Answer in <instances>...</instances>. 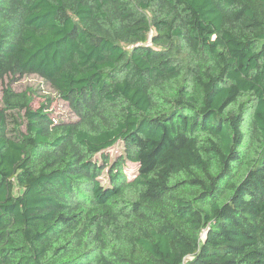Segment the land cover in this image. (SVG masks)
<instances>
[{
  "label": "trees",
  "instance_id": "trees-1",
  "mask_svg": "<svg viewBox=\"0 0 264 264\" xmlns=\"http://www.w3.org/2000/svg\"><path fill=\"white\" fill-rule=\"evenodd\" d=\"M0 264H264V0H0Z\"/></svg>",
  "mask_w": 264,
  "mask_h": 264
},
{
  "label": "rangeland",
  "instance_id": "rangeland-1",
  "mask_svg": "<svg viewBox=\"0 0 264 264\" xmlns=\"http://www.w3.org/2000/svg\"><path fill=\"white\" fill-rule=\"evenodd\" d=\"M32 87L38 89L40 96H36L33 106L37 107L40 102L44 100L42 95L50 94L49 97L52 98V103L50 106V110L53 112L54 116L58 119L70 120L73 119V115L67 106V104L62 101L60 98L56 97L53 93L52 89L44 83L38 76L36 75H27L23 77L19 82L14 84V88L16 90H23L25 88ZM121 145H116L114 148L108 150V153L111 158H113L116 153L120 152ZM124 172L127 173L129 178H132L137 170V165L133 163H127Z\"/></svg>",
  "mask_w": 264,
  "mask_h": 264
}]
</instances>
